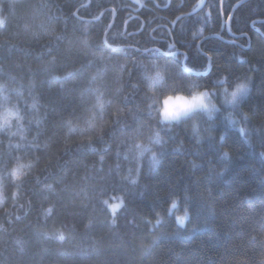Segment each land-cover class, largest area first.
<instances>
[{"label":"trees","instance_id":"16d2710c","mask_svg":"<svg viewBox=\"0 0 264 264\" xmlns=\"http://www.w3.org/2000/svg\"><path fill=\"white\" fill-rule=\"evenodd\" d=\"M0 17V84L27 128L0 134V264H264V0H0ZM151 61L170 86L250 91L161 126ZM97 89L102 132L69 134ZM155 130L154 164L137 144ZM18 159L35 164L19 181Z\"/></svg>","mask_w":264,"mask_h":264},{"label":"clouds","instance_id":"9594fccd","mask_svg":"<svg viewBox=\"0 0 264 264\" xmlns=\"http://www.w3.org/2000/svg\"><path fill=\"white\" fill-rule=\"evenodd\" d=\"M139 67L140 78L145 89L157 105V120L161 126H170L198 116L212 121L223 109L238 107L251 87L250 82L244 78L236 80L231 86H228L226 82H221L219 86L220 103H218L214 95L195 82L188 81L182 85L170 86L167 69L159 62H145ZM7 93V86L0 84V94L3 95V102L0 103V134L19 137L21 141H24L27 132L26 117L16 103L9 101ZM107 103L109 102L103 98V93L97 89L95 102L79 118V122L68 121L69 134L73 132L99 134L102 132V115ZM37 104L38 101L33 98L30 104L31 109L35 110ZM227 119L231 120L230 112L227 114ZM28 123L30 124L31 121ZM193 130L196 131L195 128ZM161 139V132L155 130L148 142L137 144L138 155L143 157L145 154H150L152 162L159 163L153 146L160 144ZM34 166V161L18 159L10 169L9 175L19 181L29 174Z\"/></svg>","mask_w":264,"mask_h":264},{"label":"snow or ice","instance_id":"6c2138e0","mask_svg":"<svg viewBox=\"0 0 264 264\" xmlns=\"http://www.w3.org/2000/svg\"><path fill=\"white\" fill-rule=\"evenodd\" d=\"M76 43V41H73V42H70L69 43V46H68V48H67V50H66V54H71L72 53V51H73V48H74V44ZM83 43L84 44H87V40H84L83 41ZM221 139H223V138H221ZM224 155H225V157H227L228 156V153L227 152H225L224 153ZM136 181L135 180H133V183H135ZM50 187V186H49ZM173 207H175V204H173ZM49 211H51L50 209H49ZM179 221H180V224H183L184 223V221H185V217H180L179 218ZM160 223V221L159 220H157V224H159ZM64 237H63V235H61L60 236V239L62 240Z\"/></svg>","mask_w":264,"mask_h":264},{"label":"rangeland","instance_id":"374dc122","mask_svg":"<svg viewBox=\"0 0 264 264\" xmlns=\"http://www.w3.org/2000/svg\"><path fill=\"white\" fill-rule=\"evenodd\" d=\"M204 1H205V0H200V4H202ZM0 21H1V17H0ZM209 93L212 94V95H214L215 98L217 99V102L220 103V101H219V100H220L219 92L211 91V92H209ZM218 99H219V100H218ZM203 118H206V117H201V116L196 117L197 124L199 123V120H201V119H203ZM206 119H207V118H206ZM110 209H111V211H115V210L117 209V206H116V207H115V206H111ZM186 216L188 217L187 214H186ZM187 217H186V219H185V221H184L183 224H180V221H179V219H178V224H179L180 226H184V224L186 223Z\"/></svg>","mask_w":264,"mask_h":264},{"label":"water","instance_id":"95a60500","mask_svg":"<svg viewBox=\"0 0 264 264\" xmlns=\"http://www.w3.org/2000/svg\"><path fill=\"white\" fill-rule=\"evenodd\" d=\"M185 64V63H184Z\"/></svg>","mask_w":264,"mask_h":264}]
</instances>
